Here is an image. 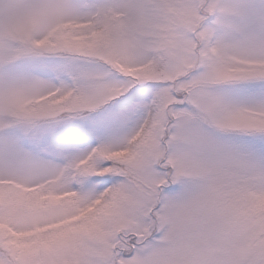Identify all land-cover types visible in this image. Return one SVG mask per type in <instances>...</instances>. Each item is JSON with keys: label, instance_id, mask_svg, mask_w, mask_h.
I'll return each mask as SVG.
<instances>
[{"label": "snow or ice", "instance_id": "1", "mask_svg": "<svg viewBox=\"0 0 264 264\" xmlns=\"http://www.w3.org/2000/svg\"><path fill=\"white\" fill-rule=\"evenodd\" d=\"M0 264H264V0H0Z\"/></svg>", "mask_w": 264, "mask_h": 264}]
</instances>
